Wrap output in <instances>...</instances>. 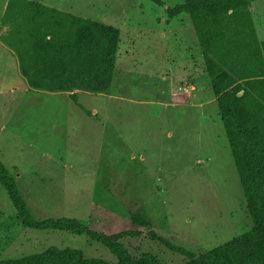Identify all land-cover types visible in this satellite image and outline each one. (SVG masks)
<instances>
[{
  "label": "rangeland",
  "instance_id": "1",
  "mask_svg": "<svg viewBox=\"0 0 264 264\" xmlns=\"http://www.w3.org/2000/svg\"><path fill=\"white\" fill-rule=\"evenodd\" d=\"M31 1L119 32L106 90L34 88L5 41L14 23L5 20L9 0H0V160L31 214L73 217L108 234L138 229L122 242L134 256L150 252L165 264L187 257L153 239L152 229L196 254L249 232L254 223L218 100L236 89L264 130V76L241 78L231 64L264 61V0H248L250 24L243 44L230 41V56L222 45L202 46L192 12L168 15L187 0ZM135 212L151 226L135 224ZM51 247L117 261L85 234L27 227L0 183V262Z\"/></svg>",
  "mask_w": 264,
  "mask_h": 264
},
{
  "label": "trees",
  "instance_id": "2",
  "mask_svg": "<svg viewBox=\"0 0 264 264\" xmlns=\"http://www.w3.org/2000/svg\"><path fill=\"white\" fill-rule=\"evenodd\" d=\"M248 6V0H187L167 10L170 17L183 11L192 12L199 22L202 46L214 51L222 45L218 50L225 53L223 56H230L231 40L243 44L241 33L250 24ZM5 20L14 23L5 41L17 50L22 72L31 87L55 91L79 86L103 91L110 86L119 40L117 29L31 0H9ZM231 64L241 78L264 76V61L257 56H248L244 61L236 57ZM214 85L217 93L226 87ZM235 90H225L218 101L254 227L228 247H215L201 254L174 245L150 230L153 239L187 257L180 264H264V130ZM0 183L6 187L18 217L27 227L85 234L117 257L113 262L87 258L80 249L51 247L42 253L6 259L0 264H165L150 252L134 256L122 242L138 236L141 233L138 229L108 234L91 229L73 217L35 218L1 160ZM131 219L140 226H151V220L140 212L133 213Z\"/></svg>",
  "mask_w": 264,
  "mask_h": 264
}]
</instances>
